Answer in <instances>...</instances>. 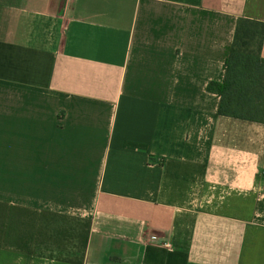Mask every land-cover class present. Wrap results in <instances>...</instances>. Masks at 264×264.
<instances>
[{
  "label": "crops",
  "instance_id": "crops-1",
  "mask_svg": "<svg viewBox=\"0 0 264 264\" xmlns=\"http://www.w3.org/2000/svg\"><path fill=\"white\" fill-rule=\"evenodd\" d=\"M0 1V264H264V124L206 89L264 0Z\"/></svg>",
  "mask_w": 264,
  "mask_h": 264
},
{
  "label": "trees",
  "instance_id": "trees-1",
  "mask_svg": "<svg viewBox=\"0 0 264 264\" xmlns=\"http://www.w3.org/2000/svg\"><path fill=\"white\" fill-rule=\"evenodd\" d=\"M263 40V22L237 19L224 79L211 81L206 88L219 96V116L264 124Z\"/></svg>",
  "mask_w": 264,
  "mask_h": 264
},
{
  "label": "rangeland",
  "instance_id": "rangeland-1",
  "mask_svg": "<svg viewBox=\"0 0 264 264\" xmlns=\"http://www.w3.org/2000/svg\"><path fill=\"white\" fill-rule=\"evenodd\" d=\"M63 1L65 3L68 0ZM52 17V20H47L46 17L43 18V23L41 22L42 20H39V22H31L32 24L27 27L26 32L22 36H19V40L23 42H31L37 45H39L43 40L44 43H49L52 40V36L57 37V34L59 36L60 33L57 27H60L61 29V20L54 16ZM18 18H20V16L19 12L16 9L11 8L8 3H5V1H0L1 38H12V30L14 29V25L15 23H17ZM67 217H71V219L74 218L72 215H67ZM82 224L84 226V223ZM84 232L85 231H82V233Z\"/></svg>",
  "mask_w": 264,
  "mask_h": 264
},
{
  "label": "built area",
  "instance_id": "built-area-1",
  "mask_svg": "<svg viewBox=\"0 0 264 264\" xmlns=\"http://www.w3.org/2000/svg\"><path fill=\"white\" fill-rule=\"evenodd\" d=\"M149 241L152 242V243L160 244V245H162L166 249H170L171 248L170 243L161 241L160 238H158L156 236L150 237L149 238Z\"/></svg>",
  "mask_w": 264,
  "mask_h": 264
}]
</instances>
